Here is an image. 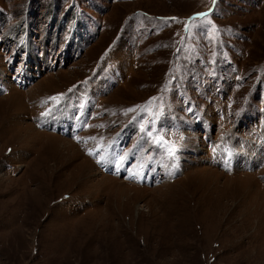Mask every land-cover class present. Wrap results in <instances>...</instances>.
<instances>
[{"label": "rangeland", "instance_id": "1", "mask_svg": "<svg viewBox=\"0 0 264 264\" xmlns=\"http://www.w3.org/2000/svg\"><path fill=\"white\" fill-rule=\"evenodd\" d=\"M0 264H264V0H0Z\"/></svg>", "mask_w": 264, "mask_h": 264}, {"label": "snow or ice", "instance_id": "2", "mask_svg": "<svg viewBox=\"0 0 264 264\" xmlns=\"http://www.w3.org/2000/svg\"><path fill=\"white\" fill-rule=\"evenodd\" d=\"M90 154H92V153H90Z\"/></svg>", "mask_w": 264, "mask_h": 264}, {"label": "bare ground", "instance_id": "3", "mask_svg": "<svg viewBox=\"0 0 264 264\" xmlns=\"http://www.w3.org/2000/svg\"><path fill=\"white\" fill-rule=\"evenodd\" d=\"M153 174V173H152Z\"/></svg>", "mask_w": 264, "mask_h": 264}]
</instances>
